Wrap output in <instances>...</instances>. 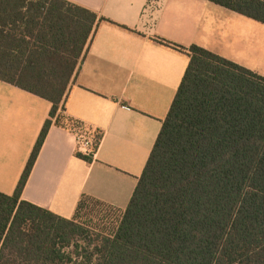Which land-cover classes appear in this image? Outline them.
<instances>
[{
  "label": "trees",
  "instance_id": "trees-1",
  "mask_svg": "<svg viewBox=\"0 0 264 264\" xmlns=\"http://www.w3.org/2000/svg\"><path fill=\"white\" fill-rule=\"evenodd\" d=\"M204 1L264 25V0ZM97 21L64 0H0V81L52 104L0 193V264H264V78L195 45L156 39L188 65L123 213L83 198L64 219L20 200L50 126L71 127L57 111Z\"/></svg>",
  "mask_w": 264,
  "mask_h": 264
},
{
  "label": "crops",
  "instance_id": "crops-1",
  "mask_svg": "<svg viewBox=\"0 0 264 264\" xmlns=\"http://www.w3.org/2000/svg\"><path fill=\"white\" fill-rule=\"evenodd\" d=\"M97 18L61 114L100 133L95 156L52 124L20 200L71 219L83 198L129 204L188 57L201 47L264 78V25L204 0H64ZM52 104L0 81V193L12 195Z\"/></svg>",
  "mask_w": 264,
  "mask_h": 264
},
{
  "label": "built area",
  "instance_id": "built-area-1",
  "mask_svg": "<svg viewBox=\"0 0 264 264\" xmlns=\"http://www.w3.org/2000/svg\"><path fill=\"white\" fill-rule=\"evenodd\" d=\"M71 132L77 141L76 152L82 156L93 158L100 140H96L97 132L87 128L80 122L74 121L67 130Z\"/></svg>",
  "mask_w": 264,
  "mask_h": 264
},
{
  "label": "rangeland",
  "instance_id": "rangeland-1",
  "mask_svg": "<svg viewBox=\"0 0 264 264\" xmlns=\"http://www.w3.org/2000/svg\"><path fill=\"white\" fill-rule=\"evenodd\" d=\"M104 215L99 214L97 212H86L84 218L81 220L82 223H90L91 226L99 225L101 227L103 224L107 225V228H111L112 225L117 221L119 218V214L113 213L107 219L103 217ZM107 229V230H108Z\"/></svg>",
  "mask_w": 264,
  "mask_h": 264
}]
</instances>
